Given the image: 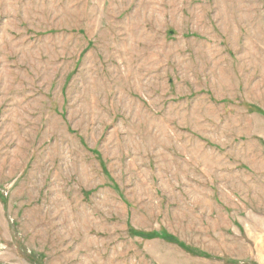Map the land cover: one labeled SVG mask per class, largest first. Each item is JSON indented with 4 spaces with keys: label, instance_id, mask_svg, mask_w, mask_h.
Returning a JSON list of instances; mask_svg holds the SVG:
<instances>
[{
    "label": "rangeland",
    "instance_id": "374dc122",
    "mask_svg": "<svg viewBox=\"0 0 264 264\" xmlns=\"http://www.w3.org/2000/svg\"><path fill=\"white\" fill-rule=\"evenodd\" d=\"M0 264H264V0H0Z\"/></svg>",
    "mask_w": 264,
    "mask_h": 264
},
{
    "label": "trees",
    "instance_id": "16d2710c",
    "mask_svg": "<svg viewBox=\"0 0 264 264\" xmlns=\"http://www.w3.org/2000/svg\"><path fill=\"white\" fill-rule=\"evenodd\" d=\"M252 110H254L255 112H257V109L256 108H252ZM258 112L260 113L261 111L258 110Z\"/></svg>",
    "mask_w": 264,
    "mask_h": 264
}]
</instances>
